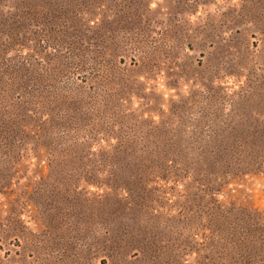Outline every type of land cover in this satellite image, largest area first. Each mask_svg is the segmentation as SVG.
<instances>
[{
    "label": "rangeland",
    "instance_id": "374dc122",
    "mask_svg": "<svg viewBox=\"0 0 264 264\" xmlns=\"http://www.w3.org/2000/svg\"><path fill=\"white\" fill-rule=\"evenodd\" d=\"M68 1L0 0V264H264V0ZM57 113L80 157L41 130ZM216 199L234 237L191 251L177 218Z\"/></svg>",
    "mask_w": 264,
    "mask_h": 264
},
{
    "label": "trees",
    "instance_id": "16d2710c",
    "mask_svg": "<svg viewBox=\"0 0 264 264\" xmlns=\"http://www.w3.org/2000/svg\"><path fill=\"white\" fill-rule=\"evenodd\" d=\"M83 3V2H82ZM81 3V4H82ZM61 18H65L63 20L72 21L69 13L72 12V2L68 0H61L60 2ZM63 9V10H62ZM70 29L69 32L63 33L61 35V42L65 44H72L71 50L73 52V57L71 58V63L75 67L85 66L88 63L89 54H99L101 49L97 48V43H93L91 38L90 30L87 25L81 24L75 25L73 23H69L66 26ZM67 31V30H66ZM66 37L67 39L63 40ZM48 109V106L46 107ZM66 119L65 115H58L57 113V121L50 123L48 121L42 124V131L45 136H48V140H51L54 143L55 147H58L61 150L73 151L80 157V152H82L89 144L87 141V137L89 135L84 134L81 127L80 121H74L71 127L64 125L63 120ZM56 126L55 130L50 129V125ZM12 132L16 133V130L12 128ZM178 141L166 140L165 145H160L159 142H156L155 152L160 158L156 160L162 164L163 168H173L175 172H181V169H184L186 157L182 154L180 150ZM95 153V150L88 154ZM168 167H167V166ZM181 168V169H179ZM217 177L225 178V175L220 174L216 175V195H223L224 188L220 186L222 184V180L217 179ZM222 201L220 199H216V208H209L208 206H200L199 211L195 213L192 208H188V214L185 212L184 215H179L177 218L182 225L180 226L183 229V236L186 240V245L191 251H211L216 254V238L220 239H233L234 236L231 233H227L225 230V220L227 219L226 213L228 212L223 208ZM253 214L256 210H252ZM258 212V211H257ZM216 227L218 231V235L216 236ZM203 258L198 259V263L200 264H211L210 260H207L206 256H201ZM242 261V260H239ZM216 262V259L214 260Z\"/></svg>",
    "mask_w": 264,
    "mask_h": 264
}]
</instances>
